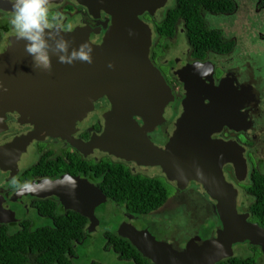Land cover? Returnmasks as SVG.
I'll list each match as a JSON object with an SVG mask.
<instances>
[{"label": "flooded vegetation", "instance_id": "1", "mask_svg": "<svg viewBox=\"0 0 264 264\" xmlns=\"http://www.w3.org/2000/svg\"><path fill=\"white\" fill-rule=\"evenodd\" d=\"M176 2L177 0H166V4L153 15L148 12L140 15V19L151 30L148 57L171 88L174 98L164 110L165 120L147 134L156 147L163 149L166 146L175 121L183 111L185 82L195 83L196 93L200 96L205 93L218 96L223 101L225 111L218 110L214 115L213 124L219 126V132L211 137L235 144V149L241 153L247 169L244 181H237L231 163L223 165L222 173L225 180L237 190V211L249 213V220L255 222L249 211L254 197L248 188L253 183L255 173L264 175V1L254 0L252 3L249 0H234V10L231 12H200L205 26L221 33L220 45L202 49L200 45L190 42L186 16L182 13L173 23V34L161 31L160 23L166 18L168 10L176 6ZM47 7L50 14L48 20L52 27L46 29L59 28L60 31L68 32L81 27L86 30L85 33L93 45L101 43L110 25V15L99 5L97 7L95 2L87 6L76 0H51ZM11 15L12 11L0 9V53L9 46L10 38L16 36L10 23ZM12 63L14 68L11 72L15 73V66L19 61L12 60ZM20 89L24 90V87ZM208 101L204 100L205 103ZM18 104L19 91L0 92V231L5 234L11 235L53 224L56 217L78 212L80 201H85L87 197L84 193L86 197L83 198L84 187H97L103 192L101 186H104L106 173L103 165L106 163L122 165L133 175L156 177L162 183L175 188V183L166 180L159 166L125 161L99 148L89 147L91 141L103 133L104 115L112 108L106 95L97 97L92 102V108L81 120H77L73 126L62 128L66 131L64 137L47 134L51 121L40 118L41 114L25 107L19 110ZM134 118L139 125L142 124L139 116ZM220 121L224 123L219 124ZM96 164H99V169L94 171L91 167ZM25 184L29 186L25 187ZM76 196L79 199H75ZM168 200L149 214H133L147 226L157 240L172 242L179 250L186 246L191 237L195 236L192 233L186 236L184 226L188 220L180 217L188 207L196 209L200 215L199 221L201 220L196 226L189 225L188 228L196 229L205 220L209 221L208 229L200 236L202 240L215 234L220 227L214 208L215 201L205 193L201 184L190 181L169 200L177 202L176 222L172 225V232H169L168 221L155 218L174 210L166 209ZM127 213L130 214L129 211ZM81 215L86 217L83 213ZM40 218L47 222L36 226L35 221ZM86 219L85 232L100 233L105 249L116 254L118 264L129 263L110 244L106 232L114 233L109 230L87 232L89 221L87 217ZM258 225L264 229V226ZM242 244L247 245L250 252L252 249L260 250L258 246L247 242ZM233 256H236L234 251ZM261 256L264 259V255ZM71 259L80 260L75 254ZM260 259L256 260L257 264ZM86 261L88 264L98 260L87 257Z\"/></svg>", "mask_w": 264, "mask_h": 264}, {"label": "water", "instance_id": "2", "mask_svg": "<svg viewBox=\"0 0 264 264\" xmlns=\"http://www.w3.org/2000/svg\"><path fill=\"white\" fill-rule=\"evenodd\" d=\"M76 1L87 6L95 2L110 15L101 43L93 45L81 27L68 32L45 29L43 52L49 58L46 67L36 53L27 51L30 40L13 36L0 53V92L19 91V110L25 107L41 114L40 118L51 121L46 133L62 137V128L73 126L92 108L97 97L106 95L112 108L104 115L103 133L89 147L125 161L159 166L177 191L190 181L201 184L215 201L220 221L215 234L203 240L194 236L179 250L172 242L157 240L139 218L127 213L99 188L86 186L82 194L87 197L85 201L80 199L78 210L88 218L86 231L109 230L128 240L153 264H216L233 256L234 244L244 242L258 246L264 255V229L249 220V213L237 211V190L222 173L223 165L231 163L237 181H244L247 169L241 153L235 144L211 137L219 132V126L213 124L214 115L218 110L225 111L223 101L208 93L200 96L195 83L185 82L183 111L166 146L156 147L147 134L165 120L164 110L174 98L148 57L151 30L140 15H153L166 0ZM0 9L12 11L11 1H1ZM80 52L88 59H82ZM12 60L19 61L15 73L11 72ZM135 116L141 118V125Z\"/></svg>", "mask_w": 264, "mask_h": 264}, {"label": "trees", "instance_id": "3", "mask_svg": "<svg viewBox=\"0 0 264 264\" xmlns=\"http://www.w3.org/2000/svg\"><path fill=\"white\" fill-rule=\"evenodd\" d=\"M264 1V0H263ZM234 0H177L176 6L169 9L166 18L160 23L163 33L173 34V23L180 16H186L190 42L202 48H215L221 44V33L205 26L200 12H231ZM94 171L99 164L92 165ZM102 169V167H101ZM104 186L106 197L122 204L134 215H146L159 209L168 200L169 193L164 184L156 177H144L131 174L122 165L106 163ZM248 191L253 195L249 211L252 219L264 226V175L256 174ZM86 217L78 212L56 217L53 224L37 226L32 230H23L7 235L0 231V264H74L71 259L77 243L85 240ZM115 251L127 259L126 264H153L143 257L124 238L106 232ZM87 263V261H86ZM88 264H104L93 261ZM219 264H257L252 256H232Z\"/></svg>", "mask_w": 264, "mask_h": 264}, {"label": "rangeland", "instance_id": "4", "mask_svg": "<svg viewBox=\"0 0 264 264\" xmlns=\"http://www.w3.org/2000/svg\"><path fill=\"white\" fill-rule=\"evenodd\" d=\"M238 1L242 2L243 0H238ZM249 1L253 3L254 0H249ZM239 13H241V9L239 10ZM49 15L50 14H48V16ZM238 20H236V21H238ZM263 61H264V58H263ZM164 186L166 187V189L168 190V193H169L168 199L171 200V198L174 197L178 191L172 185L168 186V184H164ZM74 193H76V192H74ZM176 203H177L176 201H171V202L169 201V204H168L166 209H168L169 211L171 209H174L172 212H170L168 214L163 213V215H160V217L155 216L156 220H164V221L169 222V224H170L169 232L173 231L174 227L172 225L176 222V220H175V217H176L175 211L177 210ZM213 216H214V214H213ZM180 217L185 218V221L188 220V222L185 223V226H184L185 227L184 231H186L187 237L190 236L191 233H192V235H195V236H199V237L203 236L205 233V229H208L207 225L209 224V221H207V220H205L203 222V224H200V226H198L196 229L191 230V228H188L189 225L190 226L191 225L196 226L201 221V220L199 221L200 215L197 213L196 209L192 210L190 207L185 208L184 215L182 216L180 214ZM35 222L37 223L36 224V226H37V225L43 224L44 222H47V221L44 220L43 218H40ZM99 234L93 233V232L88 233L85 236V240H83L80 243H77L75 255H76V257H79L80 260H78V259L74 260L75 264H86L87 257H89L91 259L93 258L94 260H98L104 264H118V259H117L116 254L110 249H105V246L103 245L104 240H102V238ZM178 238H180V234H179ZM247 249H248L247 245L245 246L242 243H239V244L237 243L233 247V251H234V254L236 256H238V255L239 256H252L256 260H258L262 257L261 256L262 253L259 249L256 251H260L261 254L259 252H256L253 249L251 250L253 252L252 253V252L248 251ZM259 264H264V259L261 258L259 260Z\"/></svg>", "mask_w": 264, "mask_h": 264}, {"label": "clouds", "instance_id": "5", "mask_svg": "<svg viewBox=\"0 0 264 264\" xmlns=\"http://www.w3.org/2000/svg\"><path fill=\"white\" fill-rule=\"evenodd\" d=\"M11 3L10 23L15 29L17 38L24 37L30 40L31 43L26 45L27 51L36 53L37 59L47 67L49 58L43 52L45 47L43 33L46 28L52 27L48 20V0H11ZM59 47L63 48L64 45L61 44ZM79 55L82 59H88L83 52H80ZM28 186L25 184V187Z\"/></svg>", "mask_w": 264, "mask_h": 264}]
</instances>
